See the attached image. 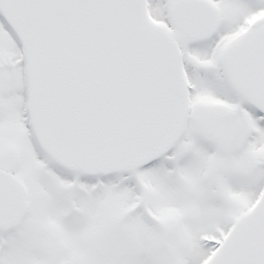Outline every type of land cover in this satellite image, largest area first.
I'll return each mask as SVG.
<instances>
[{
	"label": "snow or ice",
	"instance_id": "snow-or-ice-1",
	"mask_svg": "<svg viewBox=\"0 0 264 264\" xmlns=\"http://www.w3.org/2000/svg\"><path fill=\"white\" fill-rule=\"evenodd\" d=\"M0 264H264V0H0Z\"/></svg>",
	"mask_w": 264,
	"mask_h": 264
}]
</instances>
